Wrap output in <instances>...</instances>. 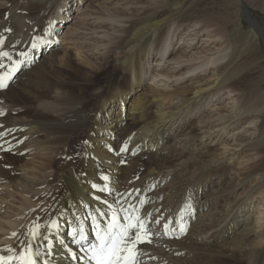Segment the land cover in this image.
I'll return each instance as SVG.
<instances>
[{
    "label": "bare ground",
    "instance_id": "1",
    "mask_svg": "<svg viewBox=\"0 0 264 264\" xmlns=\"http://www.w3.org/2000/svg\"><path fill=\"white\" fill-rule=\"evenodd\" d=\"M70 1L0 0V52L12 58L0 57L4 65L0 73L17 69L6 81L8 87L0 90V110L4 112L0 132L5 133L0 145L10 149L0 150L3 264H21V242L29 239L34 222L48 236V240L33 244V250L41 253L40 264L45 259L50 264H87L72 243L80 238L81 229L91 239L97 223L105 227L117 209L121 218L128 209L147 221L151 243L139 245L141 264H264V239L253 248L246 240L264 227V94L261 77L247 80L240 88L234 82L242 75L244 54L252 55L254 70L260 67L251 51L255 50L253 32L237 44L229 36L228 27H235L229 16L217 19L203 13L202 18H189L186 32H193L187 38L191 43L197 36L205 41L216 36L228 38L223 40V48L213 49L208 57L180 54L170 60V70L182 67L184 58L186 71L205 70L203 67L211 63L217 77L198 84L190 97L184 89L160 91V100H176L174 107L164 112L150 85L145 84L147 91L135 96L132 90L142 88L143 70L150 67L153 57L157 56L154 61L161 65L173 51L179 17L191 7V0H156L157 9L168 3L172 8L167 16L162 13L164 8L146 13L148 22L144 25L137 23L142 11L133 13L124 7L87 13L86 27L81 28L92 31L93 38L88 39L96 40L92 49L97 55L89 54L95 59L93 66L110 57L113 60L112 78L106 85L100 84L95 74L79 72L69 54L47 60L36 56L42 45L51 43L50 31L66 17L65 10L70 12ZM252 23L254 31L263 30ZM238 27L236 23L235 37L242 33ZM182 39L181 35L179 41ZM78 40L75 37V42ZM75 44L85 47L83 42ZM170 73L158 75L177 82L185 71ZM214 89L224 91L231 102L236 101V107L225 115L218 112L216 125L210 128L199 124L200 120L190 121L193 107ZM248 124L254 128L247 140L253 151L248 176L224 185L230 176L223 161L210 164L206 140L214 131L224 133L231 125V140L240 145L244 137L234 135ZM110 130H117V134ZM171 135L173 145L169 146ZM124 146L127 151L121 152ZM170 147V154H166ZM143 152L156 157L148 162L145 172L141 169ZM38 153L40 163L31 168L32 161L25 160ZM245 180H251L248 194L233 201L235 190ZM165 181L170 182L162 193L159 188ZM255 194L259 203L253 215L255 210L250 206ZM165 224L169 225L167 234ZM181 227L185 231L181 232ZM49 243L52 255L46 254ZM69 250L78 259L73 260Z\"/></svg>",
    "mask_w": 264,
    "mask_h": 264
},
{
    "label": "rangeland",
    "instance_id": "2",
    "mask_svg": "<svg viewBox=\"0 0 264 264\" xmlns=\"http://www.w3.org/2000/svg\"><path fill=\"white\" fill-rule=\"evenodd\" d=\"M154 2H156V0H72L70 1V12L66 14L67 11L65 10L63 12V15L65 13L66 17L59 22V25H53V29L50 31L51 43L49 44V46L42 45V48L37 51L38 53L36 54V56L38 55L37 58H39V60H47L55 55L60 57L65 54H69L73 66L79 72L83 74H95L98 82L102 85H106L108 80L112 78V71L114 67L113 60L110 57L107 61L102 62L99 66H93L92 62H94L95 59L92 60L89 54L95 53V55H97L96 51L92 49V43L96 42V40L94 41V39L91 38L88 39V37H92V31H86L81 28L86 27V14L92 12L93 10L99 11L100 9L105 8L108 11H111L114 8L122 9V7H124L125 10L133 13L142 11V14L140 15L141 20L139 19L137 23L144 25L148 22V17L145 14L157 9V6ZM190 2L192 4L191 7L186 13L180 15L179 17L180 28L177 29L175 37L173 38L171 44L173 46V51L166 55L165 62H163V64L161 62V65L158 62L154 61L157 56L153 57V60L150 61V67L148 68V66H146L143 70L144 82L142 88L135 87L132 90L133 96H135V94H141L142 92L147 91L148 88L144 86L145 84L150 85L154 90L153 97L158 100V103H160L163 111L167 112L174 107L176 100H171V97H166L160 100L162 97L160 91L163 92V90L174 91L177 89H184L187 91V97H190V92L198 84L211 81L212 79L214 80L217 77L215 66L211 63H209L206 67H203L205 70L198 69L195 71H186L187 63L185 61V58L182 59L185 62L182 67L176 70H170V68L172 67V61L170 60L176 59V57H179L180 54L181 56L183 55L189 57V55L193 53H200L208 57L212 55L213 49L216 50V48H219V46L223 48V40L227 39V36L222 39L216 36V38L206 39V41L205 37L201 38L197 36L195 39H193L192 43L187 40L188 35H191L193 33L192 31L186 32L189 18L195 16H200L202 18V15H204L203 13H206L209 16L212 15V17L214 16L217 19L220 16H229V19L233 21L235 27L236 23L239 25V27H242V33L236 37V28L234 27L231 29L230 27H228V30L230 31L229 36H232L231 39H234L235 43L237 44H240L239 40H243V37L244 35H246V33L253 32L252 42L254 44L255 50L251 48V51L253 50L255 52V56L257 57L258 64L260 63V67H257V69L254 70V68L251 67L252 55L250 53L244 54L241 60V64H244L242 75H240L234 82H236L240 88L247 80L254 81L261 77L263 88L261 89V93L264 94V0H191ZM162 8H164L162 13L167 16L168 10L172 8V6H170V3H168ZM162 8L160 7L157 10ZM254 21L263 29L262 31H254V26L252 23ZM93 26L96 27L97 25L94 23ZM85 32L89 33L90 35L87 34L86 36H83ZM98 35L99 34L97 33L94 34V36ZM181 35L183 39L179 41V37ZM75 37L77 38V40L79 39L78 41H76L77 43L83 42L85 46L84 48H80L81 46L75 44ZM88 46L90 48L86 50ZM103 47L104 46H100L99 48L103 49ZM228 53H230V47ZM86 56H89V59H86ZM226 59L227 58H225V60ZM2 60L3 58H0V63ZM241 66L239 68H242ZM184 71V75L179 77V80L177 82L174 81L175 78L173 77L167 80L166 78L159 77L158 75L159 73L170 75L172 74L170 72H174L175 75H177L178 73H182ZM153 76L155 77L154 79ZM117 78L118 77H116V79ZM158 80H161L162 82H157ZM163 83H165L166 85L163 86ZM223 93L216 92L214 89L207 98L200 100L199 103H197V105L193 107L190 121L193 119H195L196 121L200 120L199 124H206V128H210L216 125L218 112L224 111L223 114L225 115L226 112H228V109L232 110L237 105L235 100L231 102L230 99H228V96ZM225 106L227 107L225 108ZM109 117L110 115L107 116L106 119H108ZM126 121L129 122L128 119ZM231 129L232 126L230 125L226 129V133L224 132L220 134V132L217 133L216 131H214L215 133L212 134L211 138H209L208 141L206 140V142L209 143L207 146V150L209 149V156L207 159L209 160L210 164L218 162L214 160L223 161L224 166L227 170V174H229L230 176V180H226L224 182V185L229 181H233L236 183L237 181L242 180L243 177L248 176V171L250 170L252 163V160H250V156H252L253 151L250 150V148L247 146V140L249 139V136H253L254 134L253 125H245L244 128H242L236 135H234V137H238L239 135H242L244 137V141L241 142L240 145L238 143L237 145L236 141L234 142L233 140H231ZM110 132L113 135L117 134V130H110ZM172 138L173 135H171V138L169 139V141L171 142H168L169 146L173 145ZM226 144L227 147L225 149L224 146ZM170 150H172L171 147L165 153L170 154ZM36 152H38V150ZM234 152H236V154L232 159H229L230 155H232ZM175 153L176 151H172V154ZM141 154H143L141 155V164L143 163L141 165V169L143 170V172H145V167L147 166L148 162L155 161L156 157L153 154H149L147 152H143ZM31 156L32 155H29L28 161L26 159L25 162L29 163L32 161V164H29L32 168V166L34 167L38 163H40V161L38 160V156H40V154L38 153L34 157ZM169 182L170 181H165L161 183L159 191L162 193L166 192L168 190ZM249 184L251 185V180H245V183L243 185H240L235 190L233 201H240L246 197L249 191ZM211 187L213 186H209V188ZM0 194L1 202V198L4 195L1 192ZM258 198L259 197L255 194L250 206V209L253 208L252 210H255V213H253V215L257 213V204L259 203ZM4 204H6V202H4ZM261 239H264V227L257 228V230H255V233H251L246 240L249 243V247L253 248L256 247V243Z\"/></svg>",
    "mask_w": 264,
    "mask_h": 264
},
{
    "label": "snow or ice",
    "instance_id": "3",
    "mask_svg": "<svg viewBox=\"0 0 264 264\" xmlns=\"http://www.w3.org/2000/svg\"><path fill=\"white\" fill-rule=\"evenodd\" d=\"M3 41H0L2 44ZM0 57H8L11 60V56L7 52H0ZM4 65L0 64V68ZM17 69L13 67L8 72L0 73V90L6 89L8 84L6 81L12 78L13 73ZM4 112L0 110V116H3ZM3 127V125H0ZM10 131V130H9ZM5 133L0 132V137H3ZM0 150L10 151V149H3V145H0ZM121 152L127 151V147H121ZM106 180L107 177H104ZM111 207V206H110ZM119 209L114 210L110 217L109 222L103 228L97 223L96 231V243L91 245V255L89 258V264H141L139 257L143 255L142 250L139 245L144 243H151V232L147 227L146 219H142L139 215L126 214L123 218L119 216ZM106 215V213H102ZM123 219V222H121ZM159 221H157L158 223ZM54 225L56 221L52 222ZM165 230L169 228L168 224H165ZM181 232L185 231L181 227ZM16 233H13L15 236ZM29 239L27 242L22 241L24 248L21 250V254L18 257L21 264H40L39 258L41 253L38 250H33V244L37 240H48V236L43 234L41 225L37 222L33 223L32 229L29 230ZM76 232L73 231V236L75 237ZM80 240H87L84 235L83 230H80ZM74 242L79 243L80 241L74 240ZM47 255H52V244L49 243ZM12 251V249H8ZM71 252V250H69ZM71 258L73 260L78 259L75 252H71ZM4 257H0V264H3ZM43 264H50L48 260H43Z\"/></svg>",
    "mask_w": 264,
    "mask_h": 264
}]
</instances>
